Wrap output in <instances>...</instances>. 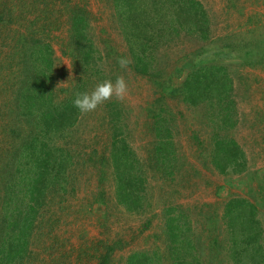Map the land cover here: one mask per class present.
<instances>
[{"label":"rangeland","instance_id":"1","mask_svg":"<svg viewBox=\"0 0 264 264\" xmlns=\"http://www.w3.org/2000/svg\"><path fill=\"white\" fill-rule=\"evenodd\" d=\"M199 1L209 14L207 40L199 34L189 36L185 30L160 34V21L167 17L172 20L177 10L172 8L165 17L157 6L160 0H136L133 16L137 28L145 31L143 38L155 36L161 42L145 51L136 41L130 46L127 27L112 0H4L15 15L22 17L14 31H4L6 39H0L3 77L10 78V71L17 70L22 62L11 47L24 30L31 28L35 36H44L37 30L48 21L61 96L65 95L62 88L79 80L88 83L90 92L99 83L115 82L118 77L127 84L123 99L113 96L94 110L82 111L74 132L61 140L73 156V165L65 191L55 192L35 222L30 258L25 264H99L106 244L118 243L121 247L112 254L113 264H128L136 252L148 254L149 264H179L165 231L171 215L181 216L180 228L197 247L186 257L187 264H264V58L259 56L263 49L257 51L254 46L255 39H264V0ZM72 8L88 11V32L100 52L98 65L86 73L81 64L64 54L70 41ZM152 30L160 32L158 38ZM220 51L224 52L217 54ZM120 58L129 61L125 68H121ZM139 58L143 62L140 68L145 69L142 73L135 69ZM211 63L226 67L233 80L236 125L223 124L218 130L214 121L218 109L215 111L207 101L193 105L179 97H167L165 110L172 116L170 128L178 167L174 176L163 168L153 169L148 153L155 139L147 126L152 121L147 108L161 95L155 83L157 75L163 72L166 83L180 87L194 68ZM1 81L0 77V94L5 91ZM112 103L125 112L126 138L147 178L143 213L129 212L117 202L114 168L109 162ZM2 130L0 180L5 173L1 153L10 146ZM215 134L221 138L227 134L237 141L243 153L239 169L229 166L224 174L215 166L211 159ZM101 192L106 203L100 199ZM170 209L175 212L168 213ZM243 221L247 227L242 226ZM248 236L253 242L247 246Z\"/></svg>","mask_w":264,"mask_h":264},{"label":"trees","instance_id":"2","mask_svg":"<svg viewBox=\"0 0 264 264\" xmlns=\"http://www.w3.org/2000/svg\"><path fill=\"white\" fill-rule=\"evenodd\" d=\"M135 1L112 0L114 10L127 27L125 34L127 39H130V46L133 47L136 41L147 51L153 43L157 45L156 42L160 40L155 36L143 38L145 31L137 28L136 17L133 16L136 12L133 5ZM166 3L170 7H165ZM157 6L165 17L172 8L177 10L172 20L167 17L160 21V34H179L185 30L189 36L199 34V38L209 39V14L199 0H160ZM69 14L71 35L64 54L71 56L76 64H81L86 73L98 65L100 52L88 32V11L82 13L72 8ZM21 17L22 14L15 15L13 9L8 8L4 0H1L0 39L4 31H14V26L21 22ZM46 23L40 25L37 30L44 36L37 37L31 28H27L18 43L11 47L14 55L23 63L19 61L17 70L10 71V78L3 77L5 65L0 64L1 88L5 89L0 94V128H4L2 135L6 137L7 145H10L8 150L1 153L5 173L3 180H0V264H25L30 258V236L35 222L42 210L49 206L55 192L65 191L68 171L73 165V156L60 142L71 136L82 113L74 105V98L77 92H90L88 83L79 80V83L62 88L61 91L65 92V95H60L55 74V51ZM152 32L159 36L158 32ZM255 41L257 51L263 49V53L259 54L260 59H263L264 39ZM221 52L224 51L217 54ZM139 64H143L141 58L135 62V69L142 73L145 69H141ZM200 64L205 63L200 61ZM177 71L182 70L178 68ZM161 75H157L155 79L156 86L162 90L161 95L147 108V115L152 120L147 126L149 132L153 131L155 139L154 148L148 153V161L153 169L163 168V172L174 176L178 160L172 143V116L167 114L164 100L167 97H179L193 105L207 101L215 111L218 109L214 120L218 130H221L218 127L223 124L236 125L237 108L232 94L233 80L223 65L211 63L194 68L183 79L180 87L166 83ZM2 96L4 98L1 100ZM112 105L113 109L109 115L112 129L109 162L114 168L117 202L129 212L143 213L147 200V178L143 173L140 158L126 138L128 124L125 112L123 113L116 104ZM212 144L214 148L211 159L221 172L226 174L229 166L239 169L243 153L234 138H228L227 134L221 138L215 134ZM101 193L100 199L106 203L104 192ZM230 203L227 204L228 207ZM167 212L172 214L175 211L170 209ZM231 213L232 209L228 211L229 215ZM179 218L181 219V216H169L165 231L167 241L172 245L170 249L178 258L177 262L187 264L186 257L191 256L190 251L196 250L197 247L180 228ZM245 222L241 224L247 227ZM252 242L248 236L246 245ZM105 247L106 251L98 259L99 264H113L112 254L121 246L118 243L106 244ZM149 261L151 260L148 254L136 252L131 255L128 264H149Z\"/></svg>","mask_w":264,"mask_h":264},{"label":"clouds","instance_id":"3","mask_svg":"<svg viewBox=\"0 0 264 264\" xmlns=\"http://www.w3.org/2000/svg\"><path fill=\"white\" fill-rule=\"evenodd\" d=\"M119 63L121 68H125L129 61L125 58H120ZM126 91V81L123 77H118L115 82L105 80L99 83L91 92H77L73 103L79 110L87 112L96 109L113 96L123 99Z\"/></svg>","mask_w":264,"mask_h":264}]
</instances>
